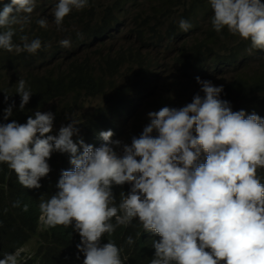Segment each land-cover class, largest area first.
Listing matches in <instances>:
<instances>
[{"label": "clouds", "instance_id": "obj_1", "mask_svg": "<svg viewBox=\"0 0 264 264\" xmlns=\"http://www.w3.org/2000/svg\"><path fill=\"white\" fill-rule=\"evenodd\" d=\"M36 6L37 0H10L0 7V49L14 58L34 55L31 76L57 83L60 91L47 110L34 109V118L25 124H0V164L7 165L12 184L23 196L40 199L39 228L71 226L79 264H126L122 249L107 241L121 226L129 227L127 245L135 243L131 233L144 243L149 240L155 250L150 264H264V113L251 114L241 97L228 99L219 83L243 79L252 88L255 76L264 72V60L255 54H264V0H198L197 11L181 19L173 34L187 37L209 13L213 32L202 35L203 50L226 58L222 76L212 81L189 78L191 88L201 86L202 92L194 93L203 97L190 95L183 86L174 90L169 78L161 79L165 73L158 72L153 54L158 68L149 86L133 91L149 93V98L153 94V108L143 112L142 101L130 111L126 126L95 130L80 118L104 106L102 98L87 99L83 111L55 123L50 109L62 107L78 93L84 71L94 73V52L101 47L81 51L74 39V47L70 39L62 36L60 41L61 34L49 44L27 35L15 43L18 26L22 32ZM88 6L89 0H58L50 16L37 23L63 31L65 18ZM181 10H171L170 17ZM108 42L111 48L113 41ZM155 54L170 60L174 55ZM245 71L250 79L241 75ZM130 76L136 78L130 83L142 79L136 69ZM110 92L115 94L116 88ZM16 93L21 110L38 101L23 79ZM92 100L102 103L90 107ZM117 105L121 113L123 107ZM13 107L4 110L5 120ZM50 159L60 171L53 184L47 180ZM46 185L49 188L39 194ZM20 204L27 212L23 200L13 207ZM31 252L27 245L0 254V264H25L21 256Z\"/></svg>", "mask_w": 264, "mask_h": 264}, {"label": "trees", "instance_id": "obj_2", "mask_svg": "<svg viewBox=\"0 0 264 264\" xmlns=\"http://www.w3.org/2000/svg\"><path fill=\"white\" fill-rule=\"evenodd\" d=\"M5 3H10V0H0V7L2 8ZM56 3L58 0H37L30 22L24 25L22 32L18 26L14 42L18 43L22 35H27L30 40L39 38L49 44L56 42L58 35L61 34L65 39L71 40L72 47H74V39L81 51L84 47L90 48L97 43L113 40L118 45V50L114 51L112 45L111 48L110 46L106 49L100 48L94 52L95 57H98L94 63V73L89 75L84 71V77L80 79L82 86L78 93L62 107L50 109L55 115L53 123L74 117L75 113L83 111L87 99L102 98L105 103L104 106L98 107L94 115H82L80 118L94 130L101 126H126L130 111H134L137 104L142 101L146 100L142 106L143 112L152 109L156 103V99L152 100L153 94L149 98V93L133 94V91L142 84L149 86L152 71L158 68V63L153 57L154 53L174 54L170 67L164 72L168 77L171 75L184 78L199 77L212 81L216 80V75L221 71L225 72L227 67L224 56L208 51L206 53L203 50L205 40L202 39V35L209 30L212 31L208 25L209 13L205 14L204 24L194 29L187 37L178 39L173 34L181 19L185 20L197 11L198 0H192L189 5L185 0H105L104 2L89 0L87 8L80 12H72L65 18L63 31H58L56 26L41 28L37 21L48 18L47 11L53 9ZM179 8L183 10L178 12L175 18H171V10ZM151 21L154 25L150 24ZM157 27H159L158 31H156ZM77 33L82 34L83 38H78ZM226 39L230 40L229 37ZM255 54L264 60V54ZM86 59L91 61V57ZM34 64L35 56L32 54L27 53L23 58H14L6 50L0 49V124L13 121L25 124L29 117L34 118L36 113L34 109L47 110V107H50L49 102L60 91L57 83L31 76ZM124 67L126 72L121 74L120 71ZM21 69L23 72L19 73ZM135 69L142 75V79L133 83L121 81ZM19 79L26 81L27 87H31L38 99L34 105H25L23 110L20 109L21 97L16 93ZM253 81L256 83L252 88H249L243 79L228 84L219 83L223 87L222 93L228 99L234 101L235 97H241L251 114L256 111L264 113V72L258 77L255 76ZM169 84L174 90H183L182 84L178 81H171ZM114 88L116 93L111 94L110 91ZM187 91L190 92L188 89ZM194 94L204 96L203 93ZM6 95H8L7 100H5ZM117 102L123 107L121 113L115 108V104L118 107ZM10 105H14L12 115L5 120L4 110ZM140 117L141 113L136 115L137 119ZM49 166L51 171L47 175V180L53 184L52 179L57 178L60 171L53 159L49 160ZM8 171L6 164H0V254L11 253L16 248L23 249L30 242L35 243L37 240L33 252L21 256L25 264H79L78 256L74 255L75 245L72 242L71 226L40 229L38 226L40 199L23 196L12 184L11 181L14 179ZM47 188L49 185L44 186L39 194ZM21 200L28 204L27 212L23 211L22 204L13 207L16 201ZM133 226L132 224L130 227ZM128 229L129 227H118L110 237L107 236V241L110 240L122 249L121 259L126 264H150L155 255L153 246L149 244V240L144 243L143 238H137L135 233H131L135 243L131 246L127 245L125 241L128 237ZM125 257L127 259H124Z\"/></svg>", "mask_w": 264, "mask_h": 264}, {"label": "rangeland", "instance_id": "obj_3", "mask_svg": "<svg viewBox=\"0 0 264 264\" xmlns=\"http://www.w3.org/2000/svg\"><path fill=\"white\" fill-rule=\"evenodd\" d=\"M102 2H104L105 0H101ZM47 16H50V10H48L47 11ZM51 26L52 25H54V23L52 22L51 24H50ZM59 38H60V41H61V39H62V35H60L59 36ZM133 40V39H132ZM131 40V41H132ZM121 42H119V44H120ZM106 45V46H105ZM111 45V43L110 42H108V41H105V42H102V43H97V44H95L94 45V47L92 48V49H97V48H99V47H101V48H104V49H106V48H108L109 46ZM113 50L114 51H117L118 50V45L117 44H115V41L113 40ZM154 55H155V58H156V60L158 61V63H159V69H158V72L159 73H161V74H163L164 73V71L165 70H167L168 68H169V65H170V56H168V55H165V56H156V54L154 53ZM125 68H123V69H121V71H120V73L121 74H123L124 72H125ZM241 75H243L244 77H246L247 79H250L251 78V74H250V72H248V71H245V72H243ZM167 77V78H169L171 81H179L181 84H182V86L184 87V88H186V89H188L189 91H190V95L192 94V93H194V91H199V92H202L201 91V86H199V87H195V88H191V86H192V84H193V81H192V79H189V78H183V79H181V77H177V78H175L173 75H169L170 77H168V76H166V75H162L161 76V79L163 78V77ZM222 75L221 74H219L218 75V78H220ZM136 78L135 77H133V76H130V77H127V78H125V79H123V80H121L122 82H131V81H133V80H135ZM160 79V85L162 84V80ZM217 80H222V81H225L226 82V79H217ZM188 95V94H187ZM187 95H185L184 96V98L187 96ZM102 102L101 101H95V100H92V101H89V106L90 107H94V106H98V105H100ZM141 110V108H139L138 109V111L137 112H139ZM29 248L31 249H34V247H35V243L34 242H30L29 244Z\"/></svg>", "mask_w": 264, "mask_h": 264}, {"label": "bare ground", "instance_id": "obj_4", "mask_svg": "<svg viewBox=\"0 0 264 264\" xmlns=\"http://www.w3.org/2000/svg\"><path fill=\"white\" fill-rule=\"evenodd\" d=\"M222 72V71H221Z\"/></svg>", "mask_w": 264, "mask_h": 264}]
</instances>
